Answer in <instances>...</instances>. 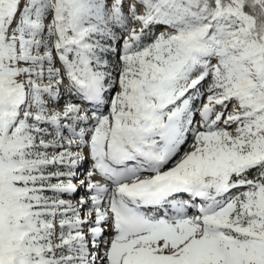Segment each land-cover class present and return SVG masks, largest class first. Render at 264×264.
<instances>
[{"label": "snow or ice", "instance_id": "obj_1", "mask_svg": "<svg viewBox=\"0 0 264 264\" xmlns=\"http://www.w3.org/2000/svg\"><path fill=\"white\" fill-rule=\"evenodd\" d=\"M0 264H264V0H0Z\"/></svg>", "mask_w": 264, "mask_h": 264}, {"label": "rangeland", "instance_id": "obj_2", "mask_svg": "<svg viewBox=\"0 0 264 264\" xmlns=\"http://www.w3.org/2000/svg\"><path fill=\"white\" fill-rule=\"evenodd\" d=\"M85 167H87V165H85Z\"/></svg>", "mask_w": 264, "mask_h": 264}]
</instances>
